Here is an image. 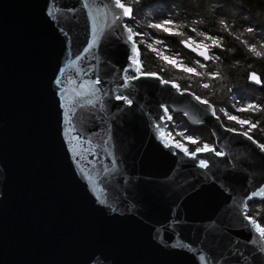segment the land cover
Returning <instances> with one entry per match:
<instances>
[{
	"label": "water",
	"instance_id": "1",
	"mask_svg": "<svg viewBox=\"0 0 264 264\" xmlns=\"http://www.w3.org/2000/svg\"><path fill=\"white\" fill-rule=\"evenodd\" d=\"M127 19L115 0H0V264H264L247 214L264 150L144 74ZM171 112L215 151L176 147Z\"/></svg>",
	"mask_w": 264,
	"mask_h": 264
},
{
	"label": "trees",
	"instance_id": "2",
	"mask_svg": "<svg viewBox=\"0 0 264 264\" xmlns=\"http://www.w3.org/2000/svg\"><path fill=\"white\" fill-rule=\"evenodd\" d=\"M122 2L133 10L126 23L140 50L141 71L158 74L164 80L176 83L181 90L193 92L213 104L226 127L247 131L257 142L264 144V0ZM143 36L147 43L142 41ZM186 41L209 48L211 61L206 62L186 50L183 47ZM165 56L184 68L165 61ZM186 68L194 71H184ZM251 72L260 75L261 87L248 82ZM248 105L256 107L240 110ZM229 115L249 120L256 127L241 125L228 119ZM170 116L167 129L175 140L187 145L190 153L205 144L216 148L209 129L191 126L181 113L171 112ZM189 137L198 143H191ZM247 214L264 227V199L251 201Z\"/></svg>",
	"mask_w": 264,
	"mask_h": 264
},
{
	"label": "snow or ice",
	"instance_id": "3",
	"mask_svg": "<svg viewBox=\"0 0 264 264\" xmlns=\"http://www.w3.org/2000/svg\"><path fill=\"white\" fill-rule=\"evenodd\" d=\"M115 4H116L117 7H119L120 9L123 10V14H124L125 16H130V15L132 14V12H133L132 8H130V7H126L125 4L121 2V0H115ZM85 6H87V4H86ZM117 19H119V17H117ZM154 27L160 28V27H162V25H154ZM164 30H165V31H169V29H168L167 27H164ZM128 31H129V37H128V39H129V40H132V39H133V36H132V29L129 28ZM153 51H155V49H153ZM253 51H255V49H253ZM206 52H207V50L205 49L204 51L200 52V55L205 56L206 58H208V57L206 56ZM257 55H259V53H257ZM164 59H165V61H167V62L173 64L174 66L176 65V61L171 60L170 57L165 56ZM132 62H133L134 64H137V65H139V63H140L139 60H137V59H135V58L133 59ZM137 71H140V68H139V67L137 68ZM184 71H187V72H193L194 69H192V68H186V69H184ZM144 74H146V75H152L151 73H144ZM136 78H137V77H135V76L128 77V79H130V80H133V79H136ZM250 79L254 80L256 83H262V81L256 76L255 73H252V74L250 75ZM94 83H97V84H98V83H99V80L95 81ZM164 83L167 84L168 81H164ZM117 99H123V100H126V102H127L129 105H131V104L133 103V101H132L131 99H129L128 97H126V96H118ZM197 99L199 100L200 98L197 97ZM91 102H92V101H89V103H91ZM201 102H202V103H205V104L208 103L206 100L201 101ZM255 107H256L255 105H248L247 108L240 109V110H241V111H248V110H250V109H255ZM213 114H215V113H213ZM228 119L233 120V121H236L237 123H239V124H241V125H245V124H247V125H249V128H255V127H256V125H255L254 123H252L251 121H249V120H245V119H238L236 116H231V115H229V116H228ZM161 135L163 136V133H161ZM243 135L248 136V132H247V131L244 132ZM188 139H189V141H190L191 143H198V141H196L195 139H193V138H191V137H189ZM248 139L251 140L252 137H251V136H248ZM176 147H181V145H180V144H177ZM259 147L261 148V150H264V144H260ZM184 151L187 153V152H188V149H187V148H184ZM196 151H198V152H204V151H215V150L212 149V148H210L207 144H205V145H203V147L197 149ZM215 154H216L217 156L222 155V153H220V152H216ZM193 155H194V153H193ZM199 163H200L201 166L207 167V163H206L205 160L201 159V160L199 161ZM261 194H264V193H261ZM249 221H250L251 223H255L254 219L251 218V217H249ZM256 227H257V229H258V231H259V234H260L261 236H264V227H262V226L259 225V224H257Z\"/></svg>",
	"mask_w": 264,
	"mask_h": 264
},
{
	"label": "rangeland",
	"instance_id": "4",
	"mask_svg": "<svg viewBox=\"0 0 264 264\" xmlns=\"http://www.w3.org/2000/svg\"><path fill=\"white\" fill-rule=\"evenodd\" d=\"M131 17H132V14H131L130 16H127L128 19H130ZM128 19H127V20H128ZM142 41H144L145 43H147V41L145 40L144 36H143V38H142ZM198 46H199V45H198ZM199 47L206 48L205 46H199ZM171 60H174V59H171ZM174 61H176V60H174ZM175 66H177V67L180 68V69H183V68H184L183 66L178 65L177 61H176V65H175ZM167 120H168V122H167V125H168V123L171 121V116H169V117L167 118ZM165 134H166V136H167L169 139H171L174 143H176V144H180L182 148H187V145H182L181 142L175 140V139H174V136L171 134V132H170L168 129H166Z\"/></svg>",
	"mask_w": 264,
	"mask_h": 264
},
{
	"label": "flooded vegetation",
	"instance_id": "5",
	"mask_svg": "<svg viewBox=\"0 0 264 264\" xmlns=\"http://www.w3.org/2000/svg\"><path fill=\"white\" fill-rule=\"evenodd\" d=\"M211 55V54H210Z\"/></svg>",
	"mask_w": 264,
	"mask_h": 264
}]
</instances>
